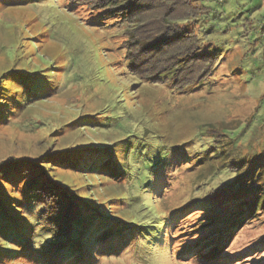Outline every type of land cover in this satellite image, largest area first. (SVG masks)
Listing matches in <instances>:
<instances>
[{"label": "rangeland", "instance_id": "374dc122", "mask_svg": "<svg viewBox=\"0 0 264 264\" xmlns=\"http://www.w3.org/2000/svg\"><path fill=\"white\" fill-rule=\"evenodd\" d=\"M97 2L42 0L0 10V75L14 63L27 64L30 58H38L42 68H46L37 54L54 66H67L65 71L56 69L61 71V80L53 86L56 92L50 98L30 104L0 127V162L11 157H38L52 144L66 147L113 143L128 130L138 137H148L150 145L169 154L161 168L163 181L144 191L133 187V178H127L120 187L116 186L114 195L110 193L96 201L104 203L106 209L112 206V215L132 211V219L136 217V222L144 224L205 197L214 191V185L226 188L236 180V175L227 171L239 167L222 169L213 176L203 169L208 162L199 163L204 154L213 155L215 151L210 147L216 145L214 141L225 144V166L243 161L241 165L245 167L252 160H264V0H193L197 13L207 9L203 14L196 13L199 16L194 22V31L202 44L199 50L205 46L216 52L217 59L209 76L183 91L176 82L149 83L145 75L137 74V68L130 66L127 57L123 58L124 54L115 50L129 40L127 31L145 40L156 31L151 20L156 19L157 25L159 14H148L147 28L137 29L128 23L122 28L114 24L109 30L95 29L85 20ZM33 41L41 45L38 52L18 60ZM137 45L131 47L136 49ZM159 55L162 57L156 71L167 66L164 53ZM139 58L145 63L143 57ZM33 60L32 66L37 63ZM109 117L113 123L116 121L113 126H97ZM77 119L85 126L72 125ZM207 125L220 130L205 132ZM229 128L232 132H228ZM139 159L143 160V155ZM65 173L59 177L71 176ZM90 179L89 183L97 188L105 181L95 176ZM152 190L154 195L149 194ZM124 191L126 195H122ZM98 194L83 192L85 197ZM29 214L34 218L37 211ZM191 221L193 218L187 219ZM165 229L167 244L164 237L158 240L168 249L164 253L152 245L137 250L135 241L121 255L101 258L97 264H199L179 261L176 256L192 234L178 236L176 229ZM36 233L44 236L42 231ZM135 239L145 242L139 236ZM33 242V256L20 258L15 254L13 259L1 260L0 264H50L48 253L42 248L44 239L37 237ZM228 253L238 257L233 264H264V212L239 231Z\"/></svg>", "mask_w": 264, "mask_h": 264}, {"label": "trees", "instance_id": "16d2710c", "mask_svg": "<svg viewBox=\"0 0 264 264\" xmlns=\"http://www.w3.org/2000/svg\"><path fill=\"white\" fill-rule=\"evenodd\" d=\"M37 1L42 0H0V10ZM203 9L197 13L193 0H98L85 21L95 29L109 30L114 24L122 28L128 23L139 29L149 27L148 14H159L157 25L154 23L156 19L151 20L156 31L145 40L127 31L129 40L115 50L124 54L123 58L127 57L130 66L137 68V74L145 75L149 83L156 84L159 80L176 82L177 88L183 91L201 82L215 69L216 52L205 49V46L200 51L202 44L194 31V22L198 20L195 17L207 12L206 8ZM110 20L115 21L109 23ZM134 44H138L136 49L131 47ZM40 46L31 42L18 60L32 57ZM161 52L167 66L156 71ZM37 57L46 63V68H42L38 58L34 59L37 63L32 66L33 58H30L27 64L16 66L14 63L0 75V127L30 104L42 102L56 92L53 86L59 83V74L67 66H54L40 54ZM89 117L93 115H87ZM112 121L109 117L97 126L107 128L115 124L116 121ZM85 124L79 119L72 122L75 127ZM219 128L207 125L205 132H217ZM128 131L113 143L90 142L66 147L52 144L38 157H11L0 162V261L13 259L15 254L20 258L33 256V239L37 237L45 241L42 248L48 253L50 264H97L101 258L121 255L135 241L137 250L152 245L164 253L168 249L158 240L164 237L167 244L165 228L168 226L170 232L176 229L180 233L178 236H193L179 247L176 253L179 261L233 264L238 259L228 253L233 240L241 229L258 220L264 212V160H252L245 167L241 165L243 161L225 166V144L214 141L216 145L210 147L215 151L213 155L204 154L199 163L208 162V167L203 169L211 171L213 176L223 172L222 169L239 167L227 171L234 173L236 180L226 188L212 186L213 192L171 210L160 219L138 223L136 217L132 219V211L112 215V206L106 209L104 203L96 202L110 193L114 195L116 186L120 187L121 181L127 178H133V187L138 186L144 191L163 181L161 168L169 154L150 145L148 137L144 139ZM140 155H143V162ZM62 171L71 176L60 178ZM94 176L104 178L102 187L89 183L90 177ZM76 183L81 187L74 186ZM91 187L94 188L89 190ZM85 191L99 194L85 197ZM149 192L154 195V190ZM33 211H37L34 218L29 214ZM188 218L194 221L187 222ZM41 231L44 236L37 235L36 232ZM137 236L145 242L135 239Z\"/></svg>", "mask_w": 264, "mask_h": 264}]
</instances>
